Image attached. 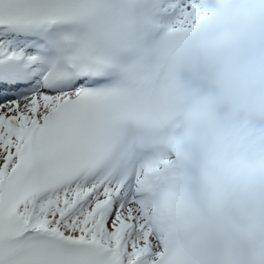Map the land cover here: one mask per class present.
Returning <instances> with one entry per match:
<instances>
[{"label": "snow or ice", "instance_id": "1", "mask_svg": "<svg viewBox=\"0 0 264 264\" xmlns=\"http://www.w3.org/2000/svg\"><path fill=\"white\" fill-rule=\"evenodd\" d=\"M0 264H264V0H0Z\"/></svg>", "mask_w": 264, "mask_h": 264}]
</instances>
